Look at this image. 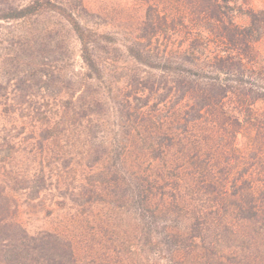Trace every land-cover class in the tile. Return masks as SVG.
Wrapping results in <instances>:
<instances>
[{"label": "trees", "instance_id": "obj_1", "mask_svg": "<svg viewBox=\"0 0 264 264\" xmlns=\"http://www.w3.org/2000/svg\"><path fill=\"white\" fill-rule=\"evenodd\" d=\"M4 24L0 264H264V0H160L131 32L0 0Z\"/></svg>", "mask_w": 264, "mask_h": 264}, {"label": "rangeland", "instance_id": "obj_2", "mask_svg": "<svg viewBox=\"0 0 264 264\" xmlns=\"http://www.w3.org/2000/svg\"><path fill=\"white\" fill-rule=\"evenodd\" d=\"M86 4L94 9V12L101 15L106 22H109L115 25V30L119 32H131L139 22H143L145 18L148 17L149 12L153 14L160 13V0H85ZM152 2L156 4V8L150 9ZM239 22L242 24L247 23V19L242 17L239 19ZM108 28H111L110 26ZM9 29V30H6ZM18 26L16 24H4V26L0 27L1 32H13L18 30ZM110 30V29H108ZM259 48L264 51V43L259 45ZM0 53L2 54V62L4 64L0 69V82L6 83L9 78L12 77V74L17 71H21L24 66L21 65L18 68L16 67V63L12 66L9 65L11 62L13 55V46L10 41L5 42L4 44H0ZM119 61L117 63V67L119 68V75L124 76L126 74H137L139 73L137 65L128 62V60L118 55ZM77 70L80 69V61L76 60ZM53 66L61 67L63 65L62 62L58 61L52 63ZM17 68V69H16ZM141 74H146L145 71H142ZM154 76L157 79L160 77V73H155ZM156 102L152 100L150 106ZM160 106V105H159ZM135 137H138L135 134ZM20 219L24 222V224L31 231H36L40 228H50L54 225L52 223L51 218L47 220H42L43 214L38 213L37 208L35 207H26L23 206L20 208Z\"/></svg>", "mask_w": 264, "mask_h": 264}]
</instances>
